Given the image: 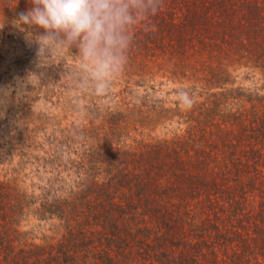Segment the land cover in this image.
Instances as JSON below:
<instances>
[{
  "label": "rangeland",
  "instance_id": "obj_1",
  "mask_svg": "<svg viewBox=\"0 0 264 264\" xmlns=\"http://www.w3.org/2000/svg\"><path fill=\"white\" fill-rule=\"evenodd\" d=\"M29 7L0 0V264H264V0H163L104 95L75 48L38 67Z\"/></svg>",
  "mask_w": 264,
  "mask_h": 264
},
{
  "label": "clouds",
  "instance_id": "obj_2",
  "mask_svg": "<svg viewBox=\"0 0 264 264\" xmlns=\"http://www.w3.org/2000/svg\"><path fill=\"white\" fill-rule=\"evenodd\" d=\"M14 25L37 47L38 67L53 65L68 49L90 63L98 74L96 93L104 95L110 79L121 73L132 43V28L154 16L163 0H28ZM185 105L193 103L181 93Z\"/></svg>",
  "mask_w": 264,
  "mask_h": 264
}]
</instances>
